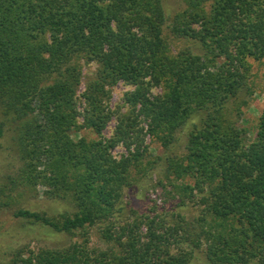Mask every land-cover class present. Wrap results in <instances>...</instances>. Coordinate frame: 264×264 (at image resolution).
Masks as SVG:
<instances>
[{
    "label": "trees",
    "instance_id": "obj_1",
    "mask_svg": "<svg viewBox=\"0 0 264 264\" xmlns=\"http://www.w3.org/2000/svg\"><path fill=\"white\" fill-rule=\"evenodd\" d=\"M181 2L170 15L166 0H0V245L14 250L7 240L29 223L73 236L95 227L106 244L25 246L9 264H191L200 252L212 264H264V108L252 138L241 125L252 61L264 59V0ZM82 61L97 70L79 95ZM120 81L133 86L129 114L108 104ZM81 128L100 138L74 140ZM146 134L164 155L152 157ZM118 144L127 155L114 156ZM161 166L159 184H182L159 214L133 191ZM40 188L72 208L30 206ZM188 199L199 215L177 210Z\"/></svg>",
    "mask_w": 264,
    "mask_h": 264
},
{
    "label": "rangeland",
    "instance_id": "obj_2",
    "mask_svg": "<svg viewBox=\"0 0 264 264\" xmlns=\"http://www.w3.org/2000/svg\"><path fill=\"white\" fill-rule=\"evenodd\" d=\"M166 6L170 15L176 13L183 9L184 5L181 0H166ZM181 42L177 41L173 44V49L176 51L178 48L181 47ZM253 63V71H254V80H255V93L251 97V102L249 107L245 108V113L242 117L241 125L245 126L246 128L250 129V137L252 138L254 135V126L256 124L258 116L261 114L262 109L264 108V59L261 61H252ZM82 69L84 72L83 83L79 88V95H81L86 88V82L89 80L91 75H95L97 70L96 63H87L82 61ZM133 89L132 85L126 84L125 82H118L117 85L111 88V95L108 101L109 106L118 114L119 112L128 113L130 112V108L124 102V95L127 91ZM153 94H158L161 91L160 88H154ZM82 99V98H81ZM82 105V104H81ZM117 116L114 115L111 121L108 123V126L103 130L102 137L110 138L113 136L115 127L117 125ZM80 122L82 118L79 119ZM141 121V126L145 128L144 132L147 130L146 122L143 118H139ZM71 136L74 140H78L82 137L87 138L88 140H97L100 138V135L89 128H81L79 130H74L71 132ZM184 142L180 143L179 145L173 144L176 146L175 154H180L183 150ZM144 145H148V152L152 155V157L158 155H164L167 149L161 146V143L153 138L152 135L146 134ZM134 149V145L131 148ZM113 154L115 157L120 158L122 155H127L128 151L123 144H118L114 150ZM164 167L154 168L152 180H148L145 176H138V181L136 182V187L133 191L135 195V200L137 201V205L141 203L147 204L149 207L152 208L154 205H157L155 213H161L162 209L160 206L167 202L169 205L171 201L180 202V194L178 193L180 184H182L181 179H175V176L172 175L170 180L164 179L163 184H159V178H161L162 171ZM188 183L193 184V180H185ZM40 193L37 195L39 198L37 199H29L31 196H27L25 199L26 202L29 199L30 206L35 207L40 210H46L52 213L60 212L65 210L66 208L71 209L72 204H55L51 201L45 199L43 196L42 188L39 189ZM128 191V190H127ZM130 191V190H129ZM129 191L127 192V197L124 198V201L127 202L129 199ZM149 198V199H148ZM24 200V201H25ZM151 200V202H150ZM196 200V199H195ZM194 200H187L186 205L182 207H178L177 210L181 211L184 215L188 217H194L200 214L201 206L195 202ZM143 209V208H141ZM154 214V213H153ZM143 232L146 233V229L143 228ZM17 239V238H16ZM7 240V243L12 244L14 250L4 249L0 245V264H9L10 259L12 258V254L19 248L26 247V250H35L38 251L40 247H49V248H62L68 247L71 244H77L81 248L87 245L91 250L95 248H106V244L101 240L97 229L95 227L87 228L86 230L82 231L77 230L76 234L73 236L69 233H61L55 232L54 230L47 228L41 224H32L29 223L21 230L20 237L16 241L15 239ZM30 254V253H29ZM191 264H212L208 261L205 257L204 253L200 252L198 257L194 259Z\"/></svg>",
    "mask_w": 264,
    "mask_h": 264
}]
</instances>
